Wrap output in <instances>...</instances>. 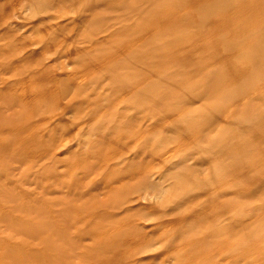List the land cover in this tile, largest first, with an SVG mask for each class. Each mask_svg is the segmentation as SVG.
<instances>
[{
    "label": "rangeland",
    "instance_id": "374dc122",
    "mask_svg": "<svg viewBox=\"0 0 264 264\" xmlns=\"http://www.w3.org/2000/svg\"><path fill=\"white\" fill-rule=\"evenodd\" d=\"M234 2L0 0L2 244L30 206L74 247L57 244L58 264H264V128L248 122L264 96L244 91L208 122L199 110L237 81L196 93L227 64L208 48L264 40V14ZM219 6L229 25L204 21Z\"/></svg>",
    "mask_w": 264,
    "mask_h": 264
},
{
    "label": "bare ground",
    "instance_id": "6f19581e",
    "mask_svg": "<svg viewBox=\"0 0 264 264\" xmlns=\"http://www.w3.org/2000/svg\"><path fill=\"white\" fill-rule=\"evenodd\" d=\"M184 1H187V0H184ZM256 1L257 0H236V2L232 3L228 9H235V11L237 12L249 10V11H252L256 17H259V16L262 17L264 13L263 11L259 10V7L255 3ZM158 4H160L159 6L157 5L158 7L154 6L153 9H149L148 11L149 15L151 14V16L153 17V20L155 21H157L161 17V15L163 13H166L170 8L169 4H167L166 2L158 3ZM221 7L222 6H219V8L215 7L214 9H211L210 13L208 14V16L206 17L204 21H207L209 19L220 18V19L226 20V21L225 20L222 21L223 22L222 25H229L232 19V15L228 16L224 13L222 14L223 10L219 11ZM222 15H226V16H222ZM170 18L175 19V16L174 17L170 16ZM227 22L229 24H227ZM202 28L203 26H201V29ZM226 28H229V26H227ZM240 30L241 29H239L238 32ZM202 34H200L199 36H201ZM178 38L180 41H183L182 37H178ZM228 38H231L230 43L223 41V42H219L218 44L213 45L210 49L208 48V54H212L213 52L216 51L215 54H217L219 58H221V56L225 57L226 63H227L225 65V68L223 66V69H220V71L217 72L216 75H214L213 78L215 81H214V85L212 86V88L211 86H204L202 91H197L196 93L203 96L205 101H208L210 94L215 92L217 88H220V87L226 88V86L230 82L237 81V82H234V85H238L237 86L238 89L235 91L226 90L224 95L220 96L219 98L218 97L214 98L216 100L215 103L205 105L199 110V111L205 112L207 116L206 120L208 122L214 121L215 120L214 118H216L217 114H219L220 112H224L226 110V105L234 101L236 97L244 91L253 90L255 95H258L259 97L264 96V44H263L264 40L258 39L256 42H254L255 47L254 48L250 47L249 49L248 47H246L247 43L249 42L247 39L243 38L244 39L243 41H238L237 37L236 38L228 37ZM235 49L236 51L234 53ZM227 59L229 61H227ZM258 66L261 67V69H259ZM211 76L213 75H209L208 77L207 76L205 77L210 78ZM251 77H255L256 79L255 83L253 85L252 84L245 85L244 81L247 82V80ZM244 103H247V102L244 101ZM252 105H254L252 102H250L249 104H245L246 106L245 108L247 107L248 108L244 110L242 109V111L240 112L243 118H245L246 120H248L249 118L248 116L253 113L252 110L254 109ZM230 113L232 112L230 111ZM257 116L259 117L252 118L250 116L251 119H249L248 122H251L250 120H252V122L255 123L254 125L257 127V132H261L264 128V114H259ZM9 124L12 125L13 123H10L8 121L7 122L2 121L0 123V128L7 127V125ZM248 150H252V149L246 146L245 144L244 152ZM254 164H256V162H251L248 165H246V167L247 166L250 167V165L253 166ZM235 168H240V165L236 166ZM239 171L240 170H237L236 172H239ZM253 182H254V179L249 178L248 183H251V184L250 185L248 184L247 188L250 191H253L254 189L251 187L254 184ZM256 184H257V181H256ZM6 198H9V196L7 195ZM15 208L17 209L18 207L16 206ZM23 211L26 213L27 218H24V217L22 219L19 218V223L11 224L10 225L11 228H9L7 232L6 231L4 232L5 234L4 235L5 237H3L4 243L2 244L0 242V259L2 258V261H0V264H58L57 262L63 261L64 258H66V255H64L65 253L60 249V247L57 244L60 245V242H64L66 244L67 249H73L74 247H72V245L69 244L68 240L66 239L67 237L61 236L60 234L55 232L54 231L55 229L53 228L50 229L49 223H46L40 219H37L38 217L42 218V215H43L42 208L31 210V207L28 206L25 209H23ZM13 233H15L16 235H21L20 236L21 240L19 244L11 243V238H13ZM52 238L54 239V241L51 240ZM34 242H38L42 245V248L40 251L37 252L33 249ZM19 246L22 248H26L27 252H21L20 250H18Z\"/></svg>",
    "mask_w": 264,
    "mask_h": 264
}]
</instances>
